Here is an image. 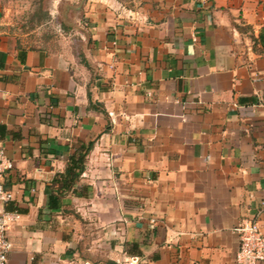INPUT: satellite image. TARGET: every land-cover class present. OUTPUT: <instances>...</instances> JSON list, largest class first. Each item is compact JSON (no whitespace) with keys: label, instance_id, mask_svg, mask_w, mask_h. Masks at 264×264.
<instances>
[{"label":"crops","instance_id":"crops-1","mask_svg":"<svg viewBox=\"0 0 264 264\" xmlns=\"http://www.w3.org/2000/svg\"><path fill=\"white\" fill-rule=\"evenodd\" d=\"M2 9L8 264H234L240 219L264 232V0H89L80 51Z\"/></svg>","mask_w":264,"mask_h":264},{"label":"rangeland","instance_id":"rangeland-1","mask_svg":"<svg viewBox=\"0 0 264 264\" xmlns=\"http://www.w3.org/2000/svg\"><path fill=\"white\" fill-rule=\"evenodd\" d=\"M89 0H0L1 15L24 43L33 47L82 48ZM79 39V41H78Z\"/></svg>","mask_w":264,"mask_h":264},{"label":"built area","instance_id":"built-area-1","mask_svg":"<svg viewBox=\"0 0 264 264\" xmlns=\"http://www.w3.org/2000/svg\"><path fill=\"white\" fill-rule=\"evenodd\" d=\"M12 167L13 162L6 155L0 143V264H8V254L12 248V243L7 236V229L20 218L19 212L8 210L5 207V204L13 199V192L5 188L3 179ZM260 203L264 207V199ZM235 231L238 235L239 246L235 254L234 264L264 262V232L261 230L259 221L255 218L243 217L238 222ZM139 261V255L130 254L123 259L121 264H139ZM83 264L97 263L84 262Z\"/></svg>","mask_w":264,"mask_h":264},{"label":"trees","instance_id":"trees-1","mask_svg":"<svg viewBox=\"0 0 264 264\" xmlns=\"http://www.w3.org/2000/svg\"><path fill=\"white\" fill-rule=\"evenodd\" d=\"M92 145L93 141H89L86 145H83L81 150L69 156L64 173L58 175L53 183L55 187L54 194L56 195L57 200L71 190L73 184L84 169L86 155Z\"/></svg>","mask_w":264,"mask_h":264}]
</instances>
